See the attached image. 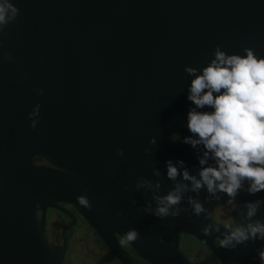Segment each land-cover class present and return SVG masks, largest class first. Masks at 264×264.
<instances>
[{
    "label": "water",
    "instance_id": "1",
    "mask_svg": "<svg viewBox=\"0 0 264 264\" xmlns=\"http://www.w3.org/2000/svg\"><path fill=\"white\" fill-rule=\"evenodd\" d=\"M8 2L17 14L0 25V264H61L65 242L50 243L45 220L54 209L73 222L65 206L120 264H133L117 239L129 229L138 235L126 243L149 264H194L181 235L218 264H259L264 241L218 247L216 239L232 229L203 209L194 213L191 182L168 179L165 161L198 173L202 147L182 142L192 135L185 127L192 77L184 68L205 66L216 46L264 56V0ZM143 180L152 187H137ZM176 184L184 186L179 203L163 218L153 215V197ZM247 186L233 197L235 227L264 222V190L250 195ZM256 200L255 216L246 218L244 204Z\"/></svg>",
    "mask_w": 264,
    "mask_h": 264
},
{
    "label": "clouds",
    "instance_id": "2",
    "mask_svg": "<svg viewBox=\"0 0 264 264\" xmlns=\"http://www.w3.org/2000/svg\"><path fill=\"white\" fill-rule=\"evenodd\" d=\"M16 14L17 9L8 0H0V25ZM184 71L192 77L185 96L191 104L185 113V127L192 135L183 137L182 142L192 148L202 147L198 158L201 167L197 179L185 169L178 172L176 165H181L183 161L177 160L174 165L169 159L165 161L166 177L175 180L179 174L183 180L191 182L193 191L203 186L208 193L219 191L229 198L235 196L245 180L248 181L246 191L250 195L264 190V56H256L248 48L243 49L242 55L226 54L216 46L205 66L199 70L185 67ZM205 107L211 111H198ZM29 126L34 127L35 121ZM154 143L155 138L149 137L148 144ZM144 151L147 153L149 149ZM116 152L119 156L123 155L122 149ZM209 159L213 165L204 166ZM136 186L152 187L147 180L139 181ZM182 187L176 184L167 194L154 196L157 207L153 215L159 218L167 216L169 209L179 203ZM77 201L89 207L84 196L77 197ZM260 203V200L246 202L245 217L255 216ZM193 211L199 214L201 205L193 203ZM171 214L175 216L177 213L173 211ZM203 232L207 234V226ZM137 235L134 229H129L123 241L132 242ZM222 236L215 243L224 249H233L237 244L250 240L264 241V222H248ZM256 257L259 264H264V245L256 251Z\"/></svg>",
    "mask_w": 264,
    "mask_h": 264
},
{
    "label": "flooded vegetation",
    "instance_id": "3",
    "mask_svg": "<svg viewBox=\"0 0 264 264\" xmlns=\"http://www.w3.org/2000/svg\"><path fill=\"white\" fill-rule=\"evenodd\" d=\"M38 163L48 165V162H46L44 159H40ZM228 205H232V208L235 209V200L228 202ZM65 207L72 213L75 219L73 222L68 215L54 209H48L46 211L45 220L46 235L50 243L54 247L61 248L63 242H65V250L61 264H63L65 261L64 259L66 256L67 259L64 264H120L110 254L104 244L100 242L93 230L87 225L82 217L73 208L69 206ZM227 217L228 215L220 216L224 223L229 222V218ZM229 225L230 227L227 225L226 226L230 229L235 228L232 224V220ZM76 227L80 230H73ZM117 239L121 247L128 252V257L133 264H148V262L138 259L126 242L120 238ZM196 250H198L199 254L205 252L203 248H197ZM68 251L69 253H66ZM68 259L70 263L67 262Z\"/></svg>",
    "mask_w": 264,
    "mask_h": 264
},
{
    "label": "trees",
    "instance_id": "4",
    "mask_svg": "<svg viewBox=\"0 0 264 264\" xmlns=\"http://www.w3.org/2000/svg\"><path fill=\"white\" fill-rule=\"evenodd\" d=\"M172 136H173V138H178L181 135H179L177 133V134H174ZM197 175H198V173H197ZM198 178L199 177L197 176V179ZM218 193L226 195L223 192H219L218 191ZM217 197H219L220 201H222L224 204H227V202H229V200H228L229 197L228 196H227V199H225L224 197L222 198L220 195H217ZM210 198H214V196L212 195V193H208L205 187L202 186L200 189L196 190V199L199 201V204L202 206V208H204L208 212L211 211L215 215H220L218 213V210H219L218 206L220 204L213 205V204H210V203L206 202L207 200H210ZM230 200L234 201V198L232 197V198H230ZM227 218L230 219L231 217L228 216ZM182 243H184L186 245L189 253H195L194 254L195 258H194V262H193L194 264H195V262L196 263L198 262V264H218L216 259L213 256L210 255L209 251L207 249H205L200 243H198L194 238H192V237H190L188 235H182ZM194 244H197V246H192ZM182 247H184V245H182ZM197 248H203L205 250V252L199 254L198 250H196Z\"/></svg>",
    "mask_w": 264,
    "mask_h": 264
},
{
    "label": "rangeland",
    "instance_id": "5",
    "mask_svg": "<svg viewBox=\"0 0 264 264\" xmlns=\"http://www.w3.org/2000/svg\"><path fill=\"white\" fill-rule=\"evenodd\" d=\"M193 176H198L197 175V173H194V175ZM212 195L214 196V198H210V200H207L206 202H208V203H210V204H213V205H215V204H220L219 206H218V213L220 214V215H215L214 213H212L211 211L210 212H208L207 210H205L204 208H202V209H204V211L207 213V214H209L211 217H213L214 219H216L217 221H219V222H221L222 224H225V225H227V226H229L230 227V223H231V218L229 219V222H226V223H224V221L220 218V216H223V215H228V216H230V212L234 209V208H232L233 206L232 205H228V202H227V205L226 204H224L222 201H220V199H219V197H217V195H220L222 198L224 197L225 199H227V196L226 195H224V194H220V193H218V191L217 192H215V193H212ZM230 198H228V200H229ZM196 201V203H199V201L196 199L195 200ZM225 205V206H224ZM202 207V206H201ZM217 213V214H218ZM78 228L76 227V228H74L73 230H76V231H79L80 229H78ZM83 233V232H82ZM182 245H184V247H182ZM194 246H197V244H195ZM180 248L182 249V251L185 253V255L192 261V262H194V254L195 253H189L188 252V249H187V247H186V245L184 244V243H182V235H181V239H180ZM66 253H69V251L68 252H66ZM66 259H67V256L65 257V261H66ZM75 260H77V259H75ZM64 261V262H65ZM64 262H63V264H64ZM68 263H70L69 262V259H68V261H67ZM82 264V263H81ZM195 264H198V263H196L195 262Z\"/></svg>",
    "mask_w": 264,
    "mask_h": 264
}]
</instances>
